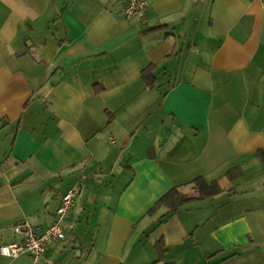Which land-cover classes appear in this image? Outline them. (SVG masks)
<instances>
[{
	"label": "crops",
	"instance_id": "obj_1",
	"mask_svg": "<svg viewBox=\"0 0 264 264\" xmlns=\"http://www.w3.org/2000/svg\"><path fill=\"white\" fill-rule=\"evenodd\" d=\"M125 1L0 0V245L76 190L38 264H264V0Z\"/></svg>",
	"mask_w": 264,
	"mask_h": 264
},
{
	"label": "built area",
	"instance_id": "obj_2",
	"mask_svg": "<svg viewBox=\"0 0 264 264\" xmlns=\"http://www.w3.org/2000/svg\"><path fill=\"white\" fill-rule=\"evenodd\" d=\"M148 6L147 0H126L120 13L126 18L142 19ZM113 141V139H111ZM76 190H69L61 196L51 224L44 230H38L24 221L12 226L13 232L20 236L17 241L0 245V255L16 258L21 254L29 256V264H38L39 258L51 240H63L66 237L63 221L75 201Z\"/></svg>",
	"mask_w": 264,
	"mask_h": 264
},
{
	"label": "trees",
	"instance_id": "obj_3",
	"mask_svg": "<svg viewBox=\"0 0 264 264\" xmlns=\"http://www.w3.org/2000/svg\"><path fill=\"white\" fill-rule=\"evenodd\" d=\"M153 69V65H148L143 68L140 73L142 80L148 87H153L155 83ZM256 154L264 164V148L258 149ZM239 175L240 172L237 169H231L226 172V177L228 179H234ZM192 184L194 188L193 194L184 193L178 190L177 187H173L154 203V205L148 210V213H152L162 206L168 208L170 211H177L179 207L192 200L209 198L223 191V188L219 184L218 180L206 181L204 178L198 177L193 180ZM156 247L161 258L163 249H160L159 245H156Z\"/></svg>",
	"mask_w": 264,
	"mask_h": 264
}]
</instances>
